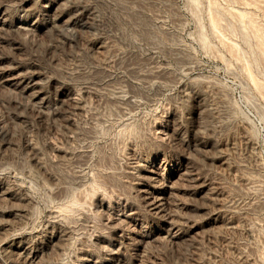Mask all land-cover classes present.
<instances>
[{
  "label": "rangeland",
  "instance_id": "1",
  "mask_svg": "<svg viewBox=\"0 0 264 264\" xmlns=\"http://www.w3.org/2000/svg\"><path fill=\"white\" fill-rule=\"evenodd\" d=\"M58 2L0 0V71L39 77L51 99L69 91L84 107L39 111L0 80V259L15 263L5 247L17 237L42 247L46 264H264V0ZM83 5L94 20L68 27ZM139 158L171 175L160 213L136 191ZM126 213L147 238L118 219Z\"/></svg>",
  "mask_w": 264,
  "mask_h": 264
},
{
  "label": "bare ground",
  "instance_id": "2",
  "mask_svg": "<svg viewBox=\"0 0 264 264\" xmlns=\"http://www.w3.org/2000/svg\"><path fill=\"white\" fill-rule=\"evenodd\" d=\"M14 2V1H13ZM85 2V1H84ZM91 2V1H90ZM6 3V2H5ZM59 2H58V0H55V3H52V4H50V5H48V4H45L44 6L45 7H47L46 8V11H50L53 7H54V5L55 4H58ZM44 4V3H43ZM79 4H81V3H79ZM82 4H84V3H82ZM85 4H86V2H85ZM89 4H91V3H89ZM6 6H8V5H5L4 3H0V26H3L7 21H8V16L9 15H7V9H6ZM58 6V5H57ZM60 6H61V4H60ZM9 7V6H8ZM43 7V6H42ZM55 7H56V5H55ZM59 7V6H58ZM44 8V7H43ZM78 8V7H77ZM92 8H93V6H92ZM70 11V10H69ZM52 12V11H51ZM78 12V11H77ZM76 12V13H77ZM46 13V12H45ZM54 13V12H53ZM57 13V12H56ZM56 13H54V14H56ZM60 13H63V12H60ZM73 13V12H72ZM72 13H71V15H72ZM75 13V12H74ZM48 14H49V12H48ZM51 15V14H50ZM80 15H83V16H85L87 19H88V22H89V20H91V22H92V20H94V18H95V14L93 13V11L91 10V8H89V7H84V5H83V7H82V9L79 11V13H77V14H74L73 16H71L70 17V15H69V17L70 18H68L67 20H64L66 23H67V26L68 27H71V28H75V27H77V26H79V21H80V19H79V17H80ZM98 15V14H97ZM63 18H64V16L63 15H61V14H56V15H54V16H52L51 18H50V21L52 22V23H58L59 21H63ZM9 19H10V17H9ZM49 19V18H48ZM47 19V20H48ZM65 19H66V17H65ZM97 19H99V17H97ZM96 19V20H97ZM14 20V19H13ZM34 20V19H33ZM44 20V19H43ZM64 22V23H65ZM86 22V21H85ZM94 22V24L96 25V23H95V21H93ZM97 23L99 22V21H96ZM10 23V22H9ZM14 23V22H13ZM61 23V22H60ZM83 23V22H82ZM35 24V23H34ZM33 23H25V22H19L18 24H16L15 25V27H17V28H19V29H24V30H26V32H28V30H30L31 31V33H33L34 31H36L35 29H36V26L34 25ZM61 24H63V23H61ZM87 24V23H86ZM85 24V25H86ZM91 24V23H90ZM66 25V24H65ZM9 26V25H8ZM12 26V25H11ZM11 26H9V27H11ZM47 26V25H46ZM53 26V25H52ZM83 26V25H82ZM63 27H64V25H63ZM4 28V27H3ZM2 28V29H3ZM81 28V27H80ZM6 29V28H5ZM65 29H67V28H65ZM81 29H83V27L81 28ZM87 29H89V28H87ZM32 30H34L33 32H32ZM79 31H80V29H79ZM23 32V31H22ZM25 32V31H24ZM55 32V31H54ZM75 33V32H74ZM83 33V32H82ZM103 34V33H102ZM70 35V34H69ZM73 35V34H72ZM71 35V36H72ZM67 37V36H66ZM70 37V36H69ZM73 37V36H72ZM98 38V37H97ZM72 38H70V40H71ZM87 39V38H86ZM102 39V38H101ZM100 39V40H101ZM105 42V41H104ZM70 43V42H69ZM86 43H87V41H86ZM77 44V43H76ZM104 44V43H103ZM95 45V44H94ZM101 45V44H100ZM99 45V46H100ZM91 46V45H90ZM93 46V45H92ZM79 47V46H78ZM88 47V46H87ZM101 47V46H100ZM92 48V47H91ZM95 48H97V47H94L93 49H95ZM103 48V47H102ZM78 49V48H77ZM101 49V48H100ZM100 49H96V50H100ZM92 51V50H91ZM94 51V50H93ZM93 51L91 52L92 54L91 55H93ZM102 50H100V52H101ZM96 53V52H95ZM111 54V53H110ZM75 55V54H74ZM80 56V55H79ZM90 57V56H89ZM108 58V57H107ZM106 58V59H107ZM94 60V59H93ZM98 61V60H97ZM134 64V63H133ZM1 65V64H0ZM12 67H14V65L12 66ZM110 67V66H109ZM154 68H157V67H151V70L152 69H154ZM159 68V67H158ZM6 69V68H5ZM5 69H3V70H1L0 71V80L2 81V82H4L5 84L6 83H8V85H11V86H13L14 88H17V90H18V93H20L19 92V89H20V91H22V93H24L25 95H26V100L25 101H27V99H29V102L32 104V105H34V106H36L37 108V110H39V111H41V110H46V109H48L51 105H55L54 107H57V108H64L65 106H66V108H68L67 107V105H70V107H69V109L71 108L72 110H77V112H78V109H83V108H81L82 107V103L80 102V101H77V99H73V95L68 91V92H62L60 95H59V97H56L55 99L54 98H50L46 93H45V91H44V87L45 86H41L42 85V83L40 84V80L38 79L39 77H33V78H25V76H23L20 72H18V73H20V74H16V75H14L11 71H7V70H5ZM84 69V68H83ZM81 70V69H80ZM85 70V69H84ZM141 70V69H140ZM158 70V69H157ZM132 71V70H131ZM150 71V70H149ZM148 71V72H149ZM156 71V70H155ZM16 72V71H15ZM24 72V71H23ZM133 72V71H132ZM136 72V71H135ZM142 72V71H141ZM39 73V72H38ZM159 73V72H158ZM162 73V72H161ZM24 74V73H23ZM73 74V73H72ZM89 74V73H88ZM132 74V73H131ZM38 75V74H37ZM80 75V74H79ZM78 75V76H79ZM157 75V74H156ZM41 76V75H40ZM77 76V77H78ZM85 76V75H84ZM143 76V75H142ZM141 76V74H140V77H142ZM165 76V75H164ZM43 77V76H42ZM148 77H150V76H148ZM156 77V76H155ZM154 77V78H155ZM139 78V77H138ZM143 78V77H142ZM147 78V77H146ZM43 79V78H42ZM84 79V78H83ZM0 81V82H1ZM150 81V80H149ZM43 82H44V79H43ZM119 82V81H118ZM116 84V83H115ZM7 85V86H8ZM106 85V84H105ZM118 85V84H117ZM121 85V84H120ZM81 86V85H80ZM111 86V85H110ZM10 87V86H9ZM75 88V87H74ZM92 89V88H91ZM102 89V88H101ZM14 90V89H13ZM49 93V92H48ZM135 94V93H134ZM96 95V94H95ZM100 96V95H99ZM119 96V95H118ZM21 97V96H20ZM81 97V96H80ZM24 98V97H23ZM22 98V99H23ZM88 98V97H87ZM118 98V97H117ZM119 98H121V99H123L122 97H119ZM79 100V99H78ZM127 100V99H126ZM128 100H130V99H128ZM108 101H110V100H108ZM115 101V100H114ZM117 102H118V100H116ZM84 102V101H83ZM100 102V101H99ZM120 102V101H119ZM127 102H130V101H127ZM133 102V101H132ZM121 103V102H120ZM140 103V102H139ZM204 103V102H203ZM25 104V103H24ZM84 105H85V103H83ZM113 104V103H112ZM128 104V103H127ZM52 106V107H53ZM128 106V105H127ZM130 106V105H129ZM30 107V106H29ZM57 108H55V112H56V114H57ZM31 109V108H30ZM34 109V108H33ZM120 109H122V108H120ZM50 110V109H49ZM61 110V109H60ZM35 112H36V110H34ZM38 111V112H39ZM53 111H54V109H53ZM68 111H70V110H68ZM86 111V110H85ZM91 111V110H90ZM103 111V110H102ZM52 112V111H51ZM40 113V112H39ZM39 113H37V114H39ZM43 115H44V113L43 112H41ZM72 113V112H71ZM89 113V112H88ZM87 113V114H88ZM104 113V112H103ZM55 114V115H56ZM47 115V114H46ZM50 115H52V114H50L49 113V115L48 116H50ZM60 115H63V114H60ZM85 115V114H84ZM96 115V114H95ZM103 115V114H102ZM64 116V115H63ZM70 116H72V115H70ZM73 116H74V113H73ZM44 117V116H43ZM46 118V117H45ZM50 118V117H49ZM53 118V117H52ZM70 118V117H69ZM13 119V118H12ZM25 119V118H24ZM23 119V120H24ZM58 119V118H57ZM67 119V118H66ZM100 119V118H99ZM20 120V119H19ZM26 120V119H25ZM1 121V120H0ZM59 122V121H58ZM89 122V121H88ZM3 123H5V121H3ZM84 123V122H83ZM10 125V124H9ZM59 125V124H58ZM94 125V124H93ZM8 126V125H7ZM29 126V125H28ZM177 126V125H176ZM46 128V127H45ZM77 128V127H76ZM82 128V127H81ZM57 129V128H56ZM62 129V128H61ZM50 130V129H49ZM80 130V129H79ZM67 131V130H66ZM78 132V131H77ZM9 133V132H8ZM66 133V132H65ZM68 133H70V132H68ZM166 133V132H165ZM172 133V132H171ZM78 134V133H77ZM48 135V134H47ZM50 135V134H49ZM170 135V134H169ZM81 136V135H80ZM84 136V135H83ZM87 136V135H86ZM28 137H30V136H28ZM8 138H10V137H8ZM7 138V141H9V139ZM61 138V137H60ZM73 139V138H72ZM71 140V139H70ZM11 141V140H10ZM75 142V141H74ZM73 142V143H74ZM3 143V142H2ZM27 143V142H26ZM21 144V143H20ZM70 144V143H69ZM160 144V143H159ZM10 145V143L9 142H6L5 141V143H4V145H3V149L6 147V146H9ZM14 145V144H13ZM28 145V144H27ZM31 145V144H30ZM33 145V144H32ZM1 146V145H0ZM5 146V147H4ZM70 146H71V144H70ZM21 148V147H20ZM27 148V147H26ZM28 148H31V147H28ZM33 148H35L34 146H33ZM59 148V147H58ZM68 148V147H67ZM7 149V148H6ZM14 149V148H13ZM54 149V148H53ZM57 149V148H56ZM55 149V150H56ZM54 150V151H55ZM8 151V150H7ZM30 151V150H29ZM0 152H1V150H0ZM32 152H33V150H32ZM35 152H36V150H35ZM2 153V152H1ZM21 153V152H20ZM38 153V152H37ZM59 153V152H58ZM61 153V152H60ZM74 153V152H73ZM138 153V152H137ZM142 153V152H141ZM35 154V153H34ZM39 154V153H38ZM82 154V153H81ZM216 154V153H215ZM10 155V154H9ZM12 155V154H11ZM31 155H33V153L31 154ZM36 155V154H35ZM60 155H63V154H60ZM75 155V154H74ZM86 154H84V156H85ZM40 156V155H39ZM68 156V155H67ZM76 156V155H75ZM87 156V155H86ZM221 156V155H220ZM7 157V156H6ZM12 157H13V155H12ZM36 157V156H35ZM49 157V156H48ZM61 157H63V156H61ZM65 157V156H64ZM72 157V156H71ZM77 157V156H76ZM142 157V156H141ZM31 158H33V157H31ZM40 158V157H39ZM45 158V157H44ZM43 158V159H44ZM47 158V157H46ZM78 158H80L79 156H78ZM81 158H83L82 156H81ZM165 158V157H164ZM226 158V157H225ZM18 159V158H17ZM20 159V158H19ZM52 159V158H51ZM55 159V158H54ZM134 159H135V157H134ZM3 160V159H2ZM7 160V159H6ZM37 160V159H36ZM76 160H78V159H76ZM83 160V159H82ZM87 160V159H86ZM22 161V160H21ZM34 161H35V158H34ZM33 161V162H34ZM47 161V160H46ZM72 161H75L74 159L72 160ZM83 161H85V160H83ZM82 161V162H83ZM136 161V160H135ZM230 161V160H229ZM3 162V161H2ZM2 162H1V164H2ZM4 162H5V160H4ZM9 162V161H8ZM26 161H24V163H25ZM59 162V161H58ZM71 162V161H70ZM77 162V161H76ZM79 162V161H78ZM81 162V163H82ZM137 163V167H138V170H139V172H140V181L138 182V188H136V191H137V189L139 190L138 191V193L140 192L141 194H142V197H143V199L145 200V204H148L150 207H151V209H153V211H155V212H162V207H164L163 206V204L165 203V200L167 199V196L168 195H170V194H172V192H171V189H172V185H171V179H170V177H171V175H168V176H164V177H161V175H160V173H162V171L159 173L158 172V170L156 169V163L155 162H153V163H149L147 160H145L144 158L143 159H141V158H139V159H137V161H136ZM165 162V161H164ZM36 163L37 162H35L34 164L36 165ZM134 163V162H133ZM0 164V165H1ZM68 164V163H67ZM3 165H5V164H3ZM13 165H14V163H13ZM64 165V164H63ZM11 166V165H10ZM25 166V165H24ZM29 166V165H28ZM27 166V167H28ZM40 166V165H39ZM110 166V165H109ZM112 166V165H111ZM134 166H135V164H134ZM229 166V165H228ZM6 167V166H5ZM21 167V166H20ZM23 167V166H22ZM34 167H36V166H34ZM37 167H38V165H37ZM50 167V166H49ZM69 167V166H68ZM108 167V166H107ZM114 167V166H113ZM112 167V168H113ZM26 168V167H25ZM24 168V169H25ZM41 168V167H40ZM66 168V167H65ZM110 168V167H109ZM135 168V167H134ZM61 169H63V168H61ZM69 169V168H68ZM79 169V168H78ZM111 169V168H110ZM30 170V169H29ZM38 170V169H37ZM41 170V169H40ZM72 170V169H71ZM115 170H117V169H115ZM135 170H137V169H135ZM160 170V169H159ZM199 170V169H198ZM47 171V170H46ZM45 171V172H46ZM73 171V170H72ZM134 171V170H133ZM178 171V170H177ZM190 171V170H189ZM41 172H42V170H41ZM61 172V171H60ZM180 172V171H179ZM36 173V172H35ZM38 173H40V172H37V174ZM44 173V172H43ZM70 173V172H69ZM75 173V172H74ZM182 173V172H181ZM46 174V173H45ZM52 174V173H51ZM55 174V173H54ZM164 174V173H163ZM40 177L42 176L41 174H38ZM59 175V174H58ZM68 175V174H67ZM87 175V174H86ZM181 175V174H180ZM38 176V177H39ZM43 176H44V174H43ZM43 176H42V178H43ZM47 174L45 175V181L47 182V180H49V179H47ZM48 176H50V175H48ZM70 176V175H69ZM80 176V175H79ZM78 176V177H79ZM178 176H179V174H178ZM30 177V176H29ZM38 177H37V179H38ZM39 177V178H40ZM51 177V176H50ZM49 177V178H50ZM68 177V176H67ZM76 177V176H75ZM82 177V176H81ZM181 177V176H180ZM42 178H40V179H42ZM70 178H71V176H70ZM195 178H197V177H195ZM194 178V179H195ZM7 179V178H6ZM47 179V180H46ZM55 179V178H54ZM84 179V178H83ZM139 179V178H138ZM138 179H137V181H138ZM171 180V181H170ZM198 180V179H197ZM32 181V180H31ZM42 182H43V180H41ZM44 181V182H45ZM50 181L51 182H53L54 183V180H51L50 179ZM49 181V182H50ZM65 181V180H64ZM64 181H61V182H64ZM205 181V180H204ZM242 181V180H241ZM11 182V181H10ZM175 182V181H174ZM48 183V182H47ZM57 183V182H56ZM79 183V182H78ZM107 183V182H106ZM110 183V182H109ZM112 183V182H111ZM201 183H203V182H201ZM200 183V184H201ZM205 183V182H204ZM9 184V183H8ZM48 184H50V183H48ZM52 184V183H51ZM50 184V185H51ZM69 184V183H68ZM209 184V183H208ZM1 185V184H0ZM10 185H12V184H10ZM55 184H53V185H51V186H54ZM57 185H58V183H57ZM61 185H63V184H61ZM60 185V186H61ZM71 185V184H70ZM79 185H82V184H79ZM79 185H77V186H79ZM130 185V184H129ZM218 185V184H217ZM6 186V185H5ZM9 186V185H8ZM64 186V185H63ZM72 186V185H71ZM75 186V185H74ZM137 186V185H136ZM174 186H175V183H174ZM186 186H188V185H186ZM200 186V185H199ZM205 186V185H204ZM7 187V186H6ZM6 187H0V197H8V195H9V192H8V190H7V188ZM12 187V186H11ZM49 187V186H48ZM70 187V186H69ZM76 187V186H75ZM113 187V186H112ZM176 187V186H175ZM45 188V187H44ZM51 188V187H50ZM57 188V187H56ZM60 188V187H59ZM77 188V187H76ZM82 188V187H81ZM75 189V188H74ZM73 189V190H74ZM80 189V188H79ZM78 189V190H79ZM83 189H85V188H83ZM117 189V188H116ZM201 189V188H200ZM63 190H65V189H63ZM63 190H59V192H62ZM70 190V189H69ZM110 190V189H109ZM129 190V189H128ZM173 190V189H172ZM67 191V190H66ZM118 191V190H117ZM204 191V190H203ZM58 192V191H57ZM49 193V192H48ZM54 193V192H53ZM66 193V192H65ZM120 193H121V191H120ZM136 193V195L138 194L137 192H135ZM11 194V193H10ZM59 194H61V193H59ZM58 193H57V195H59ZM64 194V193H63ZM63 194H61V196L59 195V196H57V195H55L56 197H59L58 198V200H61V199H63ZM68 194V193H67ZM70 194V193H69ZM20 195V194H19ZM47 195V194H46ZM53 195V194H52ZM174 195H176V194H174ZM216 195V194H215ZM11 196H12V194H11ZM48 196V195H47ZM54 196V197H55ZM70 196V195H69ZM96 196V195H95ZM139 196V195H138ZM137 196V197H138ZM21 197V196H20ZM19 197V198H20ZM53 197V196H52ZM53 197V198H54ZM60 197H61V199H60ZM65 197V196H64ZM141 197V198H142ZM171 197H173V196H171ZM24 198V197H23ZM111 198V197H110ZM140 198V197H139ZM1 199V198H0ZM13 199V198H12ZM22 199V198H21ZM24 199H26V198H24ZM57 199V198H56ZM85 199V198H84ZM169 199V198H168ZM171 200V199H170ZM8 201H9V199H8ZM21 201V200H20ZM100 201H101V199H100ZM169 201V200H168ZM190 201V200H189ZM226 201V200H225ZM1 202V201H0ZM3 202H5V200L3 201ZM7 202V201H6ZM99 203V202H98ZM142 203H143V201H142ZM167 203V202H166ZM0 204H2V202L0 203ZM77 204V203H76ZM101 204H103V203H101ZM8 205V204H7ZM24 205H25V202H24ZM67 205V204H66ZM93 205V204H92ZM105 205V204H104ZM108 205V204H107ZM143 205H144V203H143ZM15 206H16V204H15ZM102 206V205H101ZM136 206V205H135ZM147 206V205H146ZM165 206H167V204L165 205ZM0 207H1V205H0ZM5 208H6V206H4ZM89 207V206H88ZM94 207V206H93ZM137 207V206H136ZM169 207V206H168ZM9 208V207H8ZM7 208V209H8ZM55 208H57V207H55ZM63 208H64V206H63ZM99 208V207H98ZM112 208V207H111ZM132 208V207H131ZM218 208H219V206H218ZM25 209V208H24ZM70 209H72V208H70ZM91 209V208H90ZM147 209V211H148V208H146ZM165 209V208H164ZM1 210V209H0ZM2 210H4V208L2 209ZM10 210V209H9ZM15 210V209H14ZM13 210V211H14ZM58 210V209H57ZM61 210V209H60ZM66 210H68V209H66ZM97 210V209H96ZM101 211H103L104 209H100ZM105 210H107V209H105ZM109 210V209H108ZM126 210V209H125ZM4 211H6V209L4 210ZM23 211V210H22ZM25 212H26V210H24ZM80 211V210H79ZM152 210L150 211V212H153ZM166 211V210H165ZM18 211H16V213H17ZM52 212V211H51ZM53 212H54V210H53ZM52 212V213H53ZM76 212H78V211H76ZM75 212V213H76ZM127 212V211H126ZM130 212V211H129ZM129 212H127L128 214H129ZM137 212V211H136ZM149 212V213H150ZM155 212H153V214L152 215H154V213ZM6 213V212H5ZM13 213H15V211L13 212ZM19 213V212H18ZM17 213V214H18ZM21 213V212H20ZM120 213V212H119ZM118 213V214H119ZM127 213H126V215H123V216H121V215H117L118 216V219H123L124 221H126V223L128 222L129 224H130V226L132 227V228H134L135 230H136V233H137V236H139L140 238H141V241L143 240V239H145V238H147L146 236V234L141 230V224H140V222L138 221V219L136 218V217H133V216H131V215H127ZM146 213V212H145ZM173 213V212H172ZM28 214V213H27ZM56 214H58V213H56ZM55 214V215H56ZM102 214V213H101ZM106 214H108V213H106ZM110 214V213H109ZM112 214V213H111ZM161 214H163V213H161ZM164 214H166V213H164ZM14 215H16V214H14ZM22 215L23 214H21L20 216L22 217ZM70 215V214H69ZM86 215V214H85ZM90 215V214H89ZM113 215V214H112ZM135 215V214H134ZM146 215V214H145ZM13 216V215H12ZM17 216V215H16ZM19 216V215H18ZM28 216V215H27ZM26 216V217H27ZM106 216V215H105ZM109 216V215H108ZM138 216H140V215H138ZM137 216V217H138ZM155 216V215H154ZM162 216V215H161ZM164 216H167V215H164ZM0 217H3V215L2 216H0ZM7 217V216H6ZM61 217H63V216H61ZM101 217H102V215H101ZM110 217V216H109ZM115 217V216H114ZM156 217V216H155ZM163 217V216H162ZM192 217V216H191ZM20 218V217H19ZM23 218V217H22ZM56 219V217H53V219ZM70 218V217H69ZM111 218V217H110ZM168 218V217H167ZM174 218V217H173ZM109 219V218H108ZM112 219V218H111ZM117 219V218H116ZM117 219V220H118ZM142 219V218H141ZM140 219V220H141ZM146 219V218H145ZM221 219V218H220ZM14 220H16V219H14ZM72 221H73V219H71ZM78 220V219H77ZM110 220V219H109ZM115 220V219H114ZM143 220V219H142ZM167 220H169V219H167ZM174 220V219H173ZM179 220V219H178ZM11 221V220H10ZM34 221V220H33ZM75 221V220H74ZM79 221V220H78ZM84 221V220H83ZM105 221V220H104ZM107 222H109L108 220H106ZM169 221H172V219L171 220H169ZM54 222V221H53ZM52 222V223H53ZM106 222V223H107ZM117 222V221H116ZM177 221H175V223H176ZM223 222V221H222ZM52 223H50V224H47V225H53ZM56 223H58L57 221H56ZM68 223H70V222H68ZM74 223V222H73ZM87 223V222H86ZM109 223H112V221L111 222H109ZM115 223V222H114ZM125 223V222H124ZM170 223V222H169ZM173 223H174V221H173ZM174 223V224H175ZM14 224V223H13ZM108 224V223H107ZM117 224V223H116ZM118 224H119V220H118ZM178 224V223H177ZM112 225V224H111ZM123 225V224H122ZM128 225V224H127ZM229 225V224H228ZM16 226V225H15ZM18 226H20V225H18ZM85 226H86V224H85ZM120 226H121V224H120ZM178 225H176V227H177ZM180 226V225H179ZM14 227V226H13ZM13 227H11L12 229H13ZM44 227V226H43ZM50 227V226H49ZM51 227H54V226H51ZM56 227H58L57 225H56ZM60 227V226H59ZM109 227V226H108ZM144 227H145V224H144ZM15 228V227H14ZM55 228V227H54ZM61 228H63V227H61ZM82 228V227H81ZM11 229V230H12ZM55 229H57V228H55ZM54 229V230H55ZM60 229V228H59ZM99 229H101V228H99ZM105 229V228H104ZM126 229H127V227H126ZM170 231L172 230V229H174V226L172 225H170V227L168 228ZM176 229V228H175ZM5 230V229H4ZM8 230V229H7ZM10 230V231H11ZM17 230V229H16ZM15 230V231H16ZM47 230V229H46ZM48 230H49V228H48ZM51 230H53V229H51ZM65 230V229H64ZM77 230V229H76ZM90 230V229H89ZM121 230V229H120ZM123 230V229H122ZM125 230V229H124ZM123 230V231H124ZM147 230V229H146ZM169 230H168V232H169ZM2 231V230H1ZM95 231V230H94ZM119 231V230H118ZM125 231H127V230H125ZM173 231V230H172ZM171 231V232H172ZM6 232V231H5ZM45 232V231H44ZM53 232V231H52ZM59 232H60V230H59ZM66 232V231H65ZM90 232V231H89ZM128 232V231H127ZM135 232V231H134ZM163 232V231H162ZM167 232V233H168ZM178 232V231H177ZM11 233H12V231H11ZM51 233V232H50ZM69 233V232H68ZM67 233V234H68ZM81 233V232H80ZM121 233V232H120ZM129 233V232H128ZM4 234V233H3ZM8 234V233H7ZM46 234V233H45ZM60 234V233H59ZM64 234V233H63ZM150 234V233H149ZM169 234V233H168ZM167 234V235H168ZM5 235V234H4ZM33 235V234H32ZM37 235V234H36ZM49 235V234H48ZM123 235V234H122ZM175 234H172L171 236H174ZM8 236H9V234H8ZM39 236V235H38ZM37 236V237H38ZM63 236H65V235H63ZM72 236V235H71ZM121 236V235H120ZM129 236V235H128ZM3 237H5V236H3ZM36 237V236H35ZM45 237V236H44ZM66 237V236H65ZM70 237V236H69ZM124 237V236H123ZM136 237V236H135ZM134 237V238H135ZM164 237V236H163ZM11 238V237H10ZM17 238V237H16ZM16 238H14V240H12L4 249L6 250V252H7V255L8 256H13V257H16L17 259H16V261H15V263L14 264H46L45 262L46 261H42L43 259L41 258V255L44 253V250H42V247H41V249H38V247L37 248H35L34 246H32L31 244H29L27 241H25V240H22L21 238L20 239H16ZM34 238V236L32 237V239ZM47 238V237H46ZM58 238H60L59 236H58ZM2 239V238H1ZM30 239V238H29ZM61 239H63V238H61ZM66 240H67V238H65ZM64 239V240H65ZM121 239V238H120ZM153 239V238H152ZM4 240V239H3ZM44 240V239H43ZM56 240H57V238H56ZM123 240V239H122ZM134 240V239H133ZM1 241V240H0ZM34 241H35V239H34ZM49 241V240H48ZM61 241H63V240H61ZM61 241L58 243L59 245H61L62 243H61ZM140 241V240H139ZM150 241V240H149ZM6 242V241H5ZM46 242V241H45ZM56 242V241H55ZM71 242V241H70ZM69 242V243H70ZM123 242V241H122ZM132 242V241H131ZM1 243V242H0ZM32 243V242H31ZM42 243H43V241H42ZM41 243V244H42ZM53 243V242H52ZM66 243V242H65ZM148 243V242H147ZM2 244V243H1ZM37 244V243H36ZM50 244V243H49ZM56 244H57V242H56ZM125 244V243H124ZM127 244V243H126ZM38 245V244H37ZM55 245V244H54ZM69 245V244H68ZM121 245V244H120ZM119 245V246H120ZM138 245V244H137ZM51 246L52 245H50L49 247L51 248ZM118 246V245H117ZM53 247V246H52ZM57 247V246H56ZM69 247V246H68ZM84 247V246H83ZM101 247H102V245H101ZM145 247V246H144ZM49 248V249H50ZM115 248V247H114ZM45 249V248H44ZM48 249V250H49ZM53 249V248H52ZM59 249H61V248H59ZM3 250V249H2ZM46 250V249H45ZM114 250V249H113ZM241 250V249H240ZM60 251V250H59ZM144 251H145V248H144ZM45 252H47V251H45ZM2 253H4V252H2ZM5 255V254H4ZM44 256H46V255H44ZM82 256V255H81ZM84 256H85V254H84ZM91 256V255H90ZM113 256V255H112ZM79 257V256H78ZM88 257V256H87ZM86 257V258H87ZM246 257V256H245ZM42 260H41V259ZM80 258H82V257H80ZM116 258V257H115ZM6 259V258H5ZM7 259H8V257H7ZM46 259V258H45ZM83 259V258H82ZM88 259V258H87ZM120 259V258H119ZM147 259V258H146ZM13 260V259H12ZM15 260V259H14ZM47 260V259H46ZM90 260V259H89ZM111 260V259H110ZM138 260V259H137ZM142 260V259H141ZM11 261V260H10ZM52 261V260H51ZM54 261V260H53ZM61 261H63V258H61ZM83 261V260H82ZM243 261V260H242ZM12 262V261H11ZM48 262H50V261H48ZM143 262V261H142ZM144 262H145V260H144ZM246 262V261H245ZM5 263V261L3 262V260H1L0 259V264H4ZM56 263H58V262H55V264ZM108 263V262H107ZM134 263V262H133ZM137 263H139V262H137ZM141 263V262H140ZM10 264V263H9ZM50 264V263H49ZM60 264V263H59ZM116 264V263H115Z\"/></svg>",
  "mask_w": 264,
  "mask_h": 264
}]
</instances>
